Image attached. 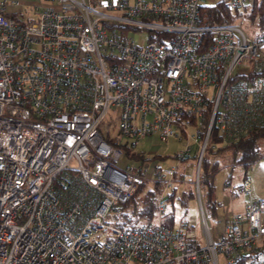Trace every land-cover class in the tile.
I'll list each match as a JSON object with an SVG mask.
<instances>
[{"label":"built area","instance_id":"obj_1","mask_svg":"<svg viewBox=\"0 0 264 264\" xmlns=\"http://www.w3.org/2000/svg\"><path fill=\"white\" fill-rule=\"evenodd\" d=\"M217 1L0 0V264H264V197L247 177L243 211L214 227L203 211V244L107 220L145 183L193 182L201 196L214 134L225 145L264 122V35L238 24L254 0H224L236 19L201 24ZM154 135L183 143L178 165L127 153Z\"/></svg>","mask_w":264,"mask_h":264},{"label":"rangeland","instance_id":"obj_2","mask_svg":"<svg viewBox=\"0 0 264 264\" xmlns=\"http://www.w3.org/2000/svg\"><path fill=\"white\" fill-rule=\"evenodd\" d=\"M238 24L255 36L256 28L249 24L246 19L238 20ZM132 34L137 41H145L146 34H144V32H132ZM248 70H250V66L239 65L235 72L245 73L248 72ZM259 145L262 152H264V138L259 141ZM182 147L183 143L175 137L169 138L168 140H161L158 135H154L150 141L143 139L137 147H130V149L133 151H145L148 154L152 150L158 148L161 155H168L165 160L160 162L162 168L166 169L178 165L174 153L178 148L180 149ZM193 147L196 149L195 145ZM217 147L218 145L214 150H216ZM207 156L210 168L218 160L214 174L212 175V182L214 183L212 198L217 202L216 213L211 212L207 199V185L205 182H202V187H200L201 196H199V192L193 182H182L176 183L177 189L172 197L166 198L167 196L165 195V214L159 216L157 212L155 217L150 220L152 223L162 222L163 225L173 228L182 227L188 237L195 239L200 244H203L205 241L204 225L202 223L203 211L209 224L214 227V220L218 217L224 216L227 218L230 217L232 213L244 210V206L248 203L249 199V196H247L242 189V184L246 177L251 179L253 198L258 199L264 197V159L252 165H245L241 162L234 161L235 155L232 153L221 156L218 153H211L210 149L207 151ZM131 162L132 160L124 155L115 163L118 166L125 167ZM196 162V157H190L187 161H182L179 168L184 169L187 164L196 167ZM72 164L75 165L76 161H72ZM185 189L193 190L194 194H184L183 190ZM165 192L168 194V192H171V189H166ZM123 212L124 209L122 205L116 203L108 215L107 220L114 226L122 228L119 222L124 221L121 217ZM144 220L147 219L142 218L136 222L135 225ZM126 224L127 226L132 225V223ZM96 238L101 237L97 236L95 239Z\"/></svg>","mask_w":264,"mask_h":264},{"label":"trees","instance_id":"obj_3","mask_svg":"<svg viewBox=\"0 0 264 264\" xmlns=\"http://www.w3.org/2000/svg\"><path fill=\"white\" fill-rule=\"evenodd\" d=\"M245 19L256 28L255 35H264V0H254L252 4H247L244 8ZM241 13L239 8L230 7L226 1L218 0L214 4L202 5L200 10V23L203 25H210L216 23L231 22ZM264 138V122L259 125H255L250 133L242 140L235 142H228L223 145V141L217 134L210 140L209 146L206 150L205 156L201 165V180L207 185L208 203L211 208V212L216 213L217 202L212 198L214 183L212 182V175L214 174L218 160L210 168L207 151L210 149L211 153H218L223 156L227 153H232L234 161L241 162L245 165H252L253 163L264 158V152L259 145V141ZM218 145L217 149L216 146ZM127 153L133 158L142 159H160L165 160L168 155H161L160 153L146 156L145 151H133L129 147L126 149ZM177 185L173 186L171 192L166 194V198H170L174 195ZM165 191V184L161 182L145 183L139 186L137 191L131 196L129 200L122 205L124 212L121 217L123 222H119L122 228H130L135 225L140 219L144 218L151 220L157 213L158 201L160 196ZM183 193L189 195L194 194L193 190H183ZM166 200V199H165ZM137 220V221H134ZM125 222V223H124ZM126 223L132 225L127 226Z\"/></svg>","mask_w":264,"mask_h":264},{"label":"crops","instance_id":"obj_4","mask_svg":"<svg viewBox=\"0 0 264 264\" xmlns=\"http://www.w3.org/2000/svg\"><path fill=\"white\" fill-rule=\"evenodd\" d=\"M146 140L150 141L151 139H146ZM140 151H141V150H140ZM156 153H159L158 148L155 149V150H152V151H151L150 153H148V154L153 155V154H156ZM157 160L160 161V162L163 161V160H160V159H157ZM188 166H193V165H189V164H187L185 168H187ZM185 168H184V169H185ZM184 169H181V170L183 171ZM248 201H249V199H248ZM245 207H246V205L244 206V209H245Z\"/></svg>","mask_w":264,"mask_h":264}]
</instances>
